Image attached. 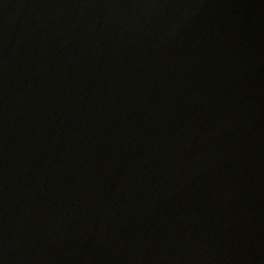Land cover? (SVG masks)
Returning <instances> with one entry per match:
<instances>
[{"label": "water", "instance_id": "95a60500", "mask_svg": "<svg viewBox=\"0 0 264 264\" xmlns=\"http://www.w3.org/2000/svg\"><path fill=\"white\" fill-rule=\"evenodd\" d=\"M0 264H264V0H0Z\"/></svg>", "mask_w": 264, "mask_h": 264}]
</instances>
